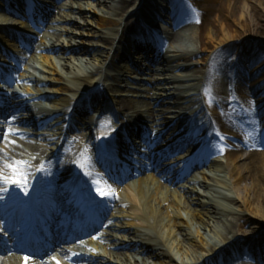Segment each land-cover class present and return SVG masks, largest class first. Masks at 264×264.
Wrapping results in <instances>:
<instances>
[{"label":"bare ground","instance_id":"6f19581e","mask_svg":"<svg viewBox=\"0 0 264 264\" xmlns=\"http://www.w3.org/2000/svg\"><path fill=\"white\" fill-rule=\"evenodd\" d=\"M96 1L98 10L92 8V11L99 15L94 28L90 21L76 24L70 15L74 10L81 15L88 13L86 8L90 9L91 3L87 0H72L70 13L62 12L63 8L56 5V0L49 5L45 3L33 7L28 17L35 25V32L28 31L29 25L25 19L0 15V25H9L12 36V29L18 25L28 33L23 37L25 43L21 50L16 43L17 39L7 40L0 35V41H7L11 48L21 52L15 57V67H19L27 57L26 50H40L41 58L50 67L53 76L41 78L35 74L29 75L33 85L31 90H26L33 91V104L28 103L23 96L1 91V167L12 160H23L29 165L26 169H34L37 162L29 164V159L39 147L35 140L26 137L37 138L42 131L37 129L50 118L57 116L58 119L67 115L63 109L71 101L57 94L71 92L77 96L78 101L83 93L90 90L76 102L73 117L81 121L85 132L83 136L88 134L92 137L100 102L107 97L109 90L113 91L120 86L123 89L117 90V93L111 92L112 101L119 103L117 113H114V118L119 117V126L114 125L113 129L119 127L120 130L116 131L114 137L120 135L126 140L128 133H149V143L160 136L166 138L154 146V152L159 153L168 144L166 151L172 152L185 146V154L181 152L172 155L170 162L175 166H162V157L156 156L159 154L153 156L150 163L141 162V154L146 152L144 137L132 143L127 140L128 147L137 148L139 155L137 168L129 175L134 179L117 192V197L110 195L98 200L84 192L81 178L71 181L72 175L77 173L75 163L77 152L81 151L80 145L62 148L59 158H54V151L46 155L44 152L50 163L47 177H42L43 180L49 178V183H56L50 191L54 202L56 199L59 201L58 196L63 193L72 200L77 198L78 202L82 198H89L93 200L91 204L101 203L98 225L102 228L86 242L80 241L56 249L58 253L52 254L54 260H44L41 264H57V261L59 264H72L68 261L73 259L78 260L75 264H234L233 246L249 241L264 248V241L260 242L264 236L252 226L247 227L245 222H238L241 217L248 215L264 223V49L256 50L255 43L249 48H241L240 58L230 67L227 63H221L222 72L227 73L230 80L233 98L244 112L240 113L237 107L229 110L223 105L224 82H215L212 88L215 98L208 105L213 111L209 116L203 115V124L199 125L197 123L200 118L194 110L199 106L201 92L196 87V73L201 65L196 58L201 51L195 45L193 32L183 28V24L191 22L193 18L182 0H172L177 4L172 9L173 13L164 18L163 25L151 24L153 34L142 30L140 40L128 35L131 27H140L136 18L138 14L132 10L140 4L138 0ZM153 1L161 4L158 0ZM247 1L241 2L238 17L243 31L242 38L238 33L233 35L222 30L219 36L207 33L206 42L233 50L236 44L242 43L241 40L264 36V6H259L262 11L260 14L250 6L251 20L247 22ZM10 11L17 17L23 16L20 11ZM128 15L131 18L124 21ZM80 28L88 29L87 36L93 38L87 41V45L74 41L83 34L80 30L77 32ZM40 31H43V35H40ZM39 35V43L35 45L30 39H36ZM115 41L117 46L109 56ZM117 57L126 59L131 67L129 63L127 66L118 64ZM101 74L103 82L94 88ZM136 78L137 82H129ZM70 79L73 86L62 83ZM108 79L115 82H109ZM123 91L129 93L130 97L116 99L115 95L125 94ZM41 99L47 102L43 101L41 105ZM97 103L98 107L89 113V106ZM35 105L39 106L37 110L33 107ZM2 114L8 118L2 119ZM138 122L144 127L134 131ZM13 123L27 126L28 131H24L26 134L18 133L12 137L10 133L5 136L6 132L3 134L2 128L7 126L10 129ZM209 124L213 125L214 132L205 129ZM163 128H166L165 132ZM197 133L201 139H195ZM61 145L63 147L64 142ZM217 146L223 147L225 161L217 155ZM245 149H249L248 153ZM181 159L184 162L197 160L195 164L206 169H201L200 176L195 172L189 174L188 186L180 182L187 174L186 164L177 166L176 161ZM256 170L260 172V177L252 178ZM30 179L31 176L28 181ZM246 180L250 182L241 183ZM3 187L4 184L0 182V188ZM7 188L9 192L12 187L7 185ZM48 201L52 204L51 199ZM104 212L108 215L102 219ZM117 219L128 221L122 223ZM102 235L107 244L100 239ZM87 248L91 251L88 252ZM57 254H62V258L67 261L62 262L61 257H56ZM0 258V264H10L12 261L7 256ZM18 258L21 257L18 255ZM238 263L245 264L244 261Z\"/></svg>","mask_w":264,"mask_h":264},{"label":"rangeland","instance_id":"374dc122","mask_svg":"<svg viewBox=\"0 0 264 264\" xmlns=\"http://www.w3.org/2000/svg\"><path fill=\"white\" fill-rule=\"evenodd\" d=\"M83 1L85 2V0H83ZM87 1L89 3H91V8L90 9L86 8L87 9L86 11H88V13H82V15H81V13H78L77 10H74L73 13H70L69 6L71 5L72 0H58L56 2V5L58 4V5H60L59 7L63 8L62 12L64 11L65 13H70V15L73 17V19L76 20V22H77L76 24L86 23L87 21H90L91 24L93 25L92 27L94 28V27H96V21H97L96 18L98 17L99 14H98V12L92 11L93 10L92 8L96 9V11H97L99 5H98L96 0H87ZM242 1H244V0H182V4L188 10L191 17L194 18L195 15L197 17L195 21L192 20L189 23L183 24L184 29H189V30H187V32H193V40L195 42V45L197 46V49L199 50V52L201 51L200 56L196 58V61H199L201 63L199 70L196 73V76L198 77L197 86L198 85L201 86L203 84V82L204 83L206 82L205 89L208 91L206 97H207V101L211 102L213 100L212 88H213L215 82L223 81L224 85H223L222 98H223V101H225L224 103H225L226 107H229L233 103V100H232V93H231V89H230V80L227 77V75H225V73L224 74L221 73V69H222L221 66L223 65V62L229 64V67H230V65H232V63H234L235 61H237L240 58V54H241L240 49L241 48L242 49L249 48V47H251L252 44H255V43H257L256 44V46H257L256 50H259V49L263 50L264 49V36L254 37V39L241 40L242 43H240V44L238 43V45L236 44V47L233 48V50H230V49L226 48L225 46H217L216 43H211L209 41L206 42V34L209 32H212L213 34L215 33V34H217V36H219L222 33V30H225L226 32H229L230 34H233V35L238 33V35L241 36L240 38H242V36H243L242 26H241V22L239 21V18H238ZM171 2L172 1L166 0L165 4L167 6H170V4L172 6H174L175 3L172 4ZM228 3H230V7H229ZM73 5H74V3H73ZM246 5H247V9H248V11H247L248 17L246 18L245 21L249 22L251 20L250 19V17H251L250 6H253L254 8H256L260 14L262 11H261L259 6H261V5L264 6V0H248ZM84 6L86 7L87 5L84 4ZM200 8L203 9V11H204L202 16H200L199 13L197 15V12ZM193 9L195 10V15H194ZM62 12H61V14H62ZM55 17H57V15H55ZM197 20H199V23L196 22ZM124 21H125V19H124ZM58 26H60V25H57V27ZM21 30L25 31L23 29L18 28V32H20ZM79 30L83 34H80L77 38L74 39V41L76 43H79V44L81 43L80 45H83V44L87 45V41L93 39L92 36H90V35L87 36L86 33L88 32V29L80 28V29H77V32ZM29 31H34V30L32 28H30ZM197 34H198V38L196 37ZM40 35H43V31H40ZM121 35H122V33H120V36ZM118 38H119V36H118ZM236 38L238 39V37H236ZM255 39H257L258 41H255ZM74 41H72V43H74ZM82 41H84V43H82ZM32 42H34V44L36 45L39 43V39L38 38H36V39L32 38ZM115 42L113 44H115ZM109 44L107 45L106 51L109 47ZM19 49L21 50L20 47H19ZM20 50L11 48L10 45H8V43L0 41V59H2L1 58L2 55L6 56V57L7 56H17L21 53ZM137 53H138V50H137ZM112 54H113V48L110 51L109 56H111ZM26 55H27V57H25V59L22 60L20 67L15 68L13 72H10V71L7 72V75H8L7 78L9 79V81L13 85V87L9 90L12 91V93L15 94L16 96L25 97V99L27 100L28 103L33 104L34 103V101H33L34 95H32L33 91L28 92L26 90L27 88H29L31 90L32 85H33L32 82L29 80V75L35 74V75H37V77H41V78L42 77L52 78L53 76L51 75L50 67L47 66V64L44 63L43 59L41 58V51L40 50L39 51H36L33 49L32 50L31 49L26 50ZM103 59L105 60V58H103ZM116 59H118V58H116ZM144 62H145V60H144ZM106 63L107 62H105V64ZM221 63H222V65H221ZM98 65H99V63H98ZM0 66L2 67L1 63H0ZM229 67H228V69L230 71ZM64 71H65V69H64ZM62 83L67 84L69 86L74 85L73 81L71 79L67 80V81L63 80ZM55 84H59V83L56 82ZM50 88H52V86H50ZM57 95H59V97H61L63 99H69L71 101L69 106H71V104L75 98V95L72 94L71 92L59 93ZM41 100H42V103H40L41 105H43L44 102H47L45 99H41ZM203 100H204L203 96L200 95V100H199V102L201 101L200 111L202 108V101ZM118 105H119V103L117 104V101L112 102V106L115 109L118 108ZM33 107L36 110L39 108L38 105H35ZM91 109H93V106L91 107ZM90 111L92 112V110H90ZM201 112L203 113V111H201ZM202 113L199 115H202ZM58 122L59 121L57 119L55 121H53V120L47 121L44 124L46 129H43V130H46L50 133H55L56 130H58L57 129L58 128ZM11 126H16V125H11ZM20 128L26 129L27 126L18 125L14 130H23ZM78 128H80V127H78ZM50 129H52V130H50ZM165 131H166V128H163V132H165ZM75 133H76L75 135H77V132H75ZM78 136H79V134H78ZM78 136H76V137H78ZM29 138L32 139V137H29ZM162 140H165V138L160 139L159 142H162ZM40 143L44 144L43 141H41ZM38 147H39V149H38L39 151H33V156L39 157L41 155V153L44 152V148L46 147V145L38 144ZM47 147H50V145ZM219 153H220L219 155H220L221 159L223 161H225V155H223V152H219ZM247 162L248 161H245V163H247ZM164 164H165V162H164ZM0 167H1V165H0ZM202 169L206 170L205 168H202ZM193 171H196L195 174L200 176V174H201L200 168L194 167ZM259 177H260V172L258 170L254 171L252 173V178H259ZM181 182H182L181 184H185L186 186H188V184H189V182L187 181V178ZM245 182L248 183L250 181L246 180V181H242L241 183L243 184ZM190 206L193 207L194 205L190 204ZM109 212H111V211H109ZM183 215H184V213H183ZM117 221H121L122 223H125L124 221H128V220L124 219V221H123V219H120V220L117 219ZM238 222H245L247 227L252 226L255 231H259L261 233V236L262 235L264 236V223L263 222L253 220V217L248 216V215L241 217ZM136 223H137V221H136ZM263 241H264V238H262V240L260 242H263ZM108 249L109 248L107 247V250ZM114 249L117 250L116 248H114ZM246 264H250V262H246ZM262 264H264V263H262Z\"/></svg>","mask_w":264,"mask_h":264},{"label":"snow or ice","instance_id":"6c2138e0","mask_svg":"<svg viewBox=\"0 0 264 264\" xmlns=\"http://www.w3.org/2000/svg\"><path fill=\"white\" fill-rule=\"evenodd\" d=\"M193 12H195L194 9H193ZM196 22L199 23V20H197ZM206 94H207V90H206ZM11 132H12L11 129L7 130L5 133V136L10 134ZM221 139H223V137H221ZM223 150H224L223 147H221L220 151L222 152ZM27 167H29L27 161H23V160L21 161L12 160L11 162L4 163L3 167H0V182H2L5 185H14L20 188V190L23 191L25 195H27L28 194L27 192L28 173L25 170ZM81 167H83V165H81ZM5 169H7L8 171L6 172ZM38 171L40 172L45 171L43 165H41ZM94 183L97 185L95 189L97 195H99L102 198L112 195L111 191H105L104 189L98 186L99 181H94ZM0 192L6 193L8 192V188L7 187L0 188ZM3 199L4 197L0 196V200H3ZM96 238L97 237H93V239H96ZM74 255H76V253H74ZM28 260H29V257L25 256L24 257L25 264H27ZM57 264H59L58 261H57Z\"/></svg>","mask_w":264,"mask_h":264}]
</instances>
